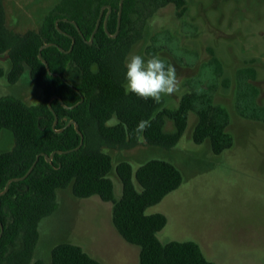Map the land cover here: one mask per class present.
<instances>
[{
  "label": "trees",
  "instance_id": "obj_1",
  "mask_svg": "<svg viewBox=\"0 0 264 264\" xmlns=\"http://www.w3.org/2000/svg\"><path fill=\"white\" fill-rule=\"evenodd\" d=\"M168 4L175 6L178 15L188 9V0H124L118 29L120 0H59L39 28L19 32L7 26L0 0V53L9 60L5 75L15 83L27 70L42 93L35 104L16 94L0 96V138L9 132L13 141L11 148L0 152V192L10 178L23 176L40 155L28 176L11 181L8 191L0 196L4 226L0 264H103L80 244L68 241L53 246L50 262L33 259L40 221L56 209L58 189L68 186L76 196L97 194L112 201L114 226L140 248L138 264H218L195 241L163 242L158 232L166 225L167 216L147 213L149 206L181 185V170L162 158L148 159L134 169L129 159L116 162L108 151L136 146L135 128L141 120H150V127L142 133L147 143L172 147L182 139L192 110L196 112L193 138L197 143L208 141L217 154L234 144L230 111L216 103L207 90L184 93L174 108L164 106L162 100L157 104L150 98L125 94L127 55L143 24ZM49 42L54 44L44 46L42 56L59 75L50 73L39 56L40 47ZM211 63L217 72L222 70L216 53ZM252 102V118L264 125V105ZM113 116L119 120L115 126L109 125ZM167 117L174 120L175 130L165 129ZM71 119L79 123L82 144L81 134L69 124ZM53 151L52 160H47L45 154ZM114 169L122 183L120 197L111 177Z\"/></svg>",
  "mask_w": 264,
  "mask_h": 264
},
{
  "label": "rangeland",
  "instance_id": "obj_2",
  "mask_svg": "<svg viewBox=\"0 0 264 264\" xmlns=\"http://www.w3.org/2000/svg\"><path fill=\"white\" fill-rule=\"evenodd\" d=\"M58 1L3 0L7 26L19 32L39 28ZM213 53L223 66L218 72L211 63ZM131 54L145 60L158 56L176 68L179 92L162 97L164 106L176 107L193 89L207 90L231 114L234 144L219 154L208 141L194 140V110L182 139L172 147L143 140L130 148H108L116 162L129 159L134 169L162 158L181 170V185L147 208V213L167 216L159 238L195 241L218 264H264V125L251 116L252 100L264 105V0H188L184 15H178L173 4L162 6L141 27L127 57ZM8 68L7 55L0 53V96L11 93L31 104L39 102L41 90L28 71L11 83L5 75ZM165 129L175 130L172 118L167 117ZM12 142L11 134L4 133L0 152ZM111 177L120 197L122 183L115 169ZM57 194L56 209L40 221L34 260L50 262L53 246L68 241L103 264H138L140 248L114 226L112 201L97 194L76 196L71 186L59 188Z\"/></svg>",
  "mask_w": 264,
  "mask_h": 264
},
{
  "label": "clouds",
  "instance_id": "obj_3",
  "mask_svg": "<svg viewBox=\"0 0 264 264\" xmlns=\"http://www.w3.org/2000/svg\"><path fill=\"white\" fill-rule=\"evenodd\" d=\"M126 75L123 88L125 94L132 93L137 97L147 100L152 99L159 104L164 96H171L179 92V81L176 68L165 65L158 56H151L147 60L139 54H131L125 61ZM119 120L113 116L109 125L115 126ZM150 127V120H141L136 128L137 139L143 142L142 133Z\"/></svg>",
  "mask_w": 264,
  "mask_h": 264
},
{
  "label": "water",
  "instance_id": "obj_4",
  "mask_svg": "<svg viewBox=\"0 0 264 264\" xmlns=\"http://www.w3.org/2000/svg\"><path fill=\"white\" fill-rule=\"evenodd\" d=\"M123 2H124V0H120L118 29H119V27H120V21H121V15H122ZM104 9H105V6L102 7V11H101L100 17L98 18V21H97V24H96V28L94 29V31H93V33H92V36H91V38H90V40H89L90 43L93 42L94 34H95L97 28H98L99 25H100L101 16H102V14H103V10H104ZM109 10H111V6H109ZM58 21H59V19L57 20V22H58ZM74 22H75V21H74ZM75 23H76V22H75ZM113 35H116V33L113 34ZM74 40H75V39H74ZM50 44H54V42L45 43L44 45H42V46L40 47V50H39V56H40V57L42 58V60L45 62V64H46V66H47V68H48V70H49L50 73H52V74H54V75H59L58 73L51 71V69H50V65H49L48 61H47L45 58H43V56H42V49H43V47H44V46H48V45H50ZM71 48H72V47H71ZM54 97H55V96H53L52 99H53ZM58 97H59V96H58ZM59 99L61 100V102H63L62 99H61V97H59ZM78 103H79V102H78ZM78 103H76V104H74V105H65V106L68 107V108H69V107H74V106H76ZM57 122H58V116L56 115L55 122H54V125H53L54 127L56 126ZM72 123L75 125L77 131H78V132L81 134V136H82V140H81V144H82V143H83V138H84V136H83L82 131H81L80 128H79V123H78L77 120H75V119H71V120L69 121V124H72ZM62 129H63V128L58 129V130L60 131V130H62ZM81 144H80V145H81ZM80 145H79V146H80ZM79 146H78V147H79ZM78 147H77V148H78ZM59 151H61V150H59ZM61 152H62V151H61ZM54 153H55V151H53L50 155L45 154V155H46V159L49 160V161H51L52 158H53V156H54ZM39 156H40V155L38 154L37 157H36V160L33 162V164L30 166V168L28 169V171H27L23 176H20V177H13V178H10V179L7 181L4 190L0 192V196L8 191L11 181H13V180H21V179H24V178H26V177L28 176V174L33 170V168H34L36 162L38 161ZM0 225H1V232H0V238H1V236H2V234H3V231H4V226H3V224H2L1 221H0Z\"/></svg>",
  "mask_w": 264,
  "mask_h": 264
}]
</instances>
